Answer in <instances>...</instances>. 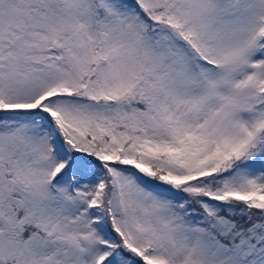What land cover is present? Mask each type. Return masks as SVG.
<instances>
[{
  "label": "snow or ice",
  "instance_id": "snow-or-ice-1",
  "mask_svg": "<svg viewBox=\"0 0 264 264\" xmlns=\"http://www.w3.org/2000/svg\"><path fill=\"white\" fill-rule=\"evenodd\" d=\"M0 264H264V0H0Z\"/></svg>",
  "mask_w": 264,
  "mask_h": 264
}]
</instances>
